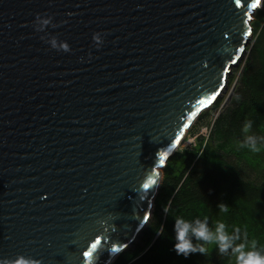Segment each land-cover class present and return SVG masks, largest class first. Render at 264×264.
<instances>
[{
	"label": "water",
	"instance_id": "95a60500",
	"mask_svg": "<svg viewBox=\"0 0 264 264\" xmlns=\"http://www.w3.org/2000/svg\"><path fill=\"white\" fill-rule=\"evenodd\" d=\"M263 2L0 0V261L113 264L134 248L169 159L230 105Z\"/></svg>",
	"mask_w": 264,
	"mask_h": 264
},
{
	"label": "trees",
	"instance_id": "16d2710c",
	"mask_svg": "<svg viewBox=\"0 0 264 264\" xmlns=\"http://www.w3.org/2000/svg\"><path fill=\"white\" fill-rule=\"evenodd\" d=\"M252 26L255 42L249 55L251 59L236 87L235 101L224 109L225 120L234 124L238 123L235 118L241 113L239 122L243 124L236 131L241 145L250 150L251 162L243 160L237 151L226 158L222 154L215 156L210 150L200 155L204 142L201 139L200 146L192 152L177 151L164 169L155 201L157 221L151 220L139 243L113 264H200L201 253L186 257L175 251L174 217L182 216L192 223L196 219L206 222L200 207H210L226 195L238 198L246 193L250 203L254 199L264 200V8L257 10ZM235 80V76L231 77L232 86ZM218 103L219 100L215 105ZM219 119L223 121L222 117ZM247 123L251 124L248 129ZM249 136L256 139L258 150H252ZM193 244L205 247L209 243L193 239ZM216 262L221 264L219 260Z\"/></svg>",
	"mask_w": 264,
	"mask_h": 264
},
{
	"label": "rangeland",
	"instance_id": "374dc122",
	"mask_svg": "<svg viewBox=\"0 0 264 264\" xmlns=\"http://www.w3.org/2000/svg\"><path fill=\"white\" fill-rule=\"evenodd\" d=\"M262 8H264V2ZM254 42L255 40L253 39L241 67L234 71L233 76L236 77L235 82L238 81L239 83L242 72L251 59L249 55ZM235 99L236 98L233 97L231 103H233ZM225 100L226 97L220 99L217 105H213L202 115L201 119L198 120L197 124L190 132L192 138L196 137L195 142L188 148L178 149V151L184 152L190 150L189 152H192L200 146L198 144L201 143V141H198L201 139L204 140V142L200 155H202L204 151L210 150L213 155L219 156V154H222L224 158H226L237 151L242 155L243 160L251 162V157L249 156L250 150L244 145H241L243 143L238 140L236 131L243 124L239 122V118L242 119L241 113L238 115L239 117L235 118V121L238 122L237 124L226 121L224 113V109L226 108L224 106ZM220 117H222L223 121L219 119ZM206 126L209 128L214 126L208 139L200 136L201 129ZM185 142H188V139ZM179 166H181V162ZM186 175L184 176V180L186 179ZM221 205H223V207H221ZM200 209L203 214H205L204 218L206 222L209 223V229L213 233L217 225L223 223L228 236L231 238L230 246L222 253L218 251L215 241L206 245L204 247L205 251L200 257V264H216L217 260H219L221 264H236L237 253L234 250L236 248L246 251L259 250L264 252V226L261 224L264 223V200L254 199L250 203L248 194L246 193L244 196L240 194L238 198L226 195L221 196V200L218 203L210 207L201 206ZM260 215L263 218H261ZM153 219L157 221V214L153 215L152 220ZM253 246H255V249H253Z\"/></svg>",
	"mask_w": 264,
	"mask_h": 264
},
{
	"label": "clouds",
	"instance_id": "9594fccd",
	"mask_svg": "<svg viewBox=\"0 0 264 264\" xmlns=\"http://www.w3.org/2000/svg\"><path fill=\"white\" fill-rule=\"evenodd\" d=\"M40 20L42 26H48L50 23V17L47 15L38 14L34 21ZM36 30V29H35ZM101 33H95L93 40L98 42V38ZM50 48L58 52L68 53L70 52V45L66 41H62L56 37H53L48 44ZM251 124L247 123L245 128H250ZM248 142L251 145L252 150H258L256 139L252 136L248 137ZM223 207V205H221ZM165 211H167L165 209ZM173 231L175 234V251L178 255L188 256L192 253L199 252L204 253V247L193 244V239L204 241L205 243H211L215 241L218 251L224 252L231 244V238L228 236L225 225L223 223L217 225L215 232L213 233L206 222H201L196 219L194 223L184 219L182 216L174 217ZM94 249L95 247L92 246ZM255 249V246H253ZM237 253L236 264H264V252L259 250H240L234 249ZM89 253V252H85ZM0 264H5L4 261H0ZM10 264H38V261L30 257L19 255L14 259H11Z\"/></svg>",
	"mask_w": 264,
	"mask_h": 264
},
{
	"label": "built area",
	"instance_id": "2783aa9c",
	"mask_svg": "<svg viewBox=\"0 0 264 264\" xmlns=\"http://www.w3.org/2000/svg\"><path fill=\"white\" fill-rule=\"evenodd\" d=\"M213 127H214V126H211L210 128H209L208 126L203 127V128L201 129L200 136H203V137H205L206 139H208V138L210 137V134H211V131H212ZM193 128H194V127H193ZM193 128H192V129H193ZM190 132H191V130H190ZM190 132L186 135V137H185L183 143L181 144V146H180V148H179L180 150H181V149H186V148H188L190 145H192V144L195 142L196 137H193V138H192L191 135H190ZM187 139H188V142H185Z\"/></svg>",
	"mask_w": 264,
	"mask_h": 264
},
{
	"label": "snow or ice",
	"instance_id": "6c2138e0",
	"mask_svg": "<svg viewBox=\"0 0 264 264\" xmlns=\"http://www.w3.org/2000/svg\"><path fill=\"white\" fill-rule=\"evenodd\" d=\"M235 3L237 6H239L241 4V0H235ZM261 4V0H255V3H253L251 5L252 8H257L259 5ZM251 17H249L250 19ZM248 35H251V31H249V33H247ZM240 51H243V49H241ZM235 62V61H234ZM216 97H215V94L213 95V97L211 98L212 100H214ZM201 104H207L208 101H200ZM195 115V114H193ZM155 183V182H154ZM93 247H95V245H93ZM88 255L90 256L91 253L89 252Z\"/></svg>",
	"mask_w": 264,
	"mask_h": 264
}]
</instances>
